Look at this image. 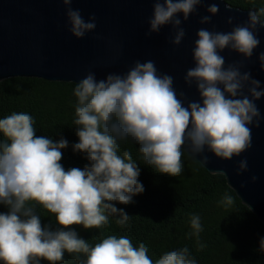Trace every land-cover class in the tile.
Returning <instances> with one entry per match:
<instances>
[{"label":"clouds","instance_id":"1","mask_svg":"<svg viewBox=\"0 0 264 264\" xmlns=\"http://www.w3.org/2000/svg\"><path fill=\"white\" fill-rule=\"evenodd\" d=\"M62 3L72 37L81 40L96 30L94 15L85 20L72 0ZM201 7L202 0H154L146 38L170 26V43L179 47L186 35L182 25ZM205 10L200 25L211 24L219 4L209 3ZM227 24L233 25L232 17ZM260 29L264 8L250 10L247 21L228 32L197 30L194 67L187 70L184 82L195 85L198 100L178 94L174 78L160 74L152 60L136 61L125 74L109 73L99 80L88 72L73 89L72 123L79 142L72 150L88 161L83 169L65 170L60 161L68 141L37 136L29 113L0 118V205L8 209L0 212V264L42 260L63 264L65 253L77 264H197L187 247L166 251L153 262L144 243L134 246L127 236L109 235L93 245L71 226L88 230L106 227L113 219L121 227L129 223L131 217L116 204L133 203L145 189L138 179L137 161L130 150L120 153L121 143L138 144V160L170 177L182 174L185 152L205 167L209 162L203 156L205 149L219 160L231 161L252 147V129L264 122L257 107L264 98V85L244 70V62L260 47ZM225 50L241 61L226 65ZM257 62L264 72V51L258 53ZM247 170V160H240L236 174ZM256 179L253 176L252 182ZM234 203L225 192L218 206L228 209ZM37 207L55 217V230L42 226ZM189 227V237L203 249L204 228L198 214L189 217ZM258 251L264 254V237Z\"/></svg>","mask_w":264,"mask_h":264},{"label":"water","instance_id":"2","mask_svg":"<svg viewBox=\"0 0 264 264\" xmlns=\"http://www.w3.org/2000/svg\"><path fill=\"white\" fill-rule=\"evenodd\" d=\"M153 3L154 0H72V7L79 9L85 20L94 15L97 23L93 33L76 40L69 31L62 0H0V81L28 77L78 83L90 71L99 80L109 73L125 74L136 61L152 60L160 74L174 78L178 94L183 92L189 101L198 100L195 85L188 87L184 82L187 70L194 67L192 49L197 30L207 27L231 31L236 24L247 21L252 9L233 7L226 0H202L204 7L182 25L186 35L181 45L173 47L170 26L159 34L145 36ZM209 3H218L219 13L211 24L200 25L199 19L207 14ZM228 17L233 18V25L227 24ZM259 38L260 47L244 62V70L264 85V72L257 62L258 53L264 51V29L259 30ZM222 55L226 65L242 59L227 50ZM257 107L264 115V98ZM203 156L209 161L204 168L225 176L228 186L264 225V122L252 129V147L241 156L222 161L207 149ZM242 159L247 160L248 170L237 175ZM253 176L257 178L255 183Z\"/></svg>","mask_w":264,"mask_h":264},{"label":"trees","instance_id":"3","mask_svg":"<svg viewBox=\"0 0 264 264\" xmlns=\"http://www.w3.org/2000/svg\"><path fill=\"white\" fill-rule=\"evenodd\" d=\"M226 1L242 9L264 8V0ZM75 85L28 77L0 81V118L13 112H27L34 118L37 136L49 137L54 142L66 139L69 147L62 150L60 161L65 170L83 169L88 163L83 154H74L72 150V145L79 142L72 123ZM125 149L130 150L137 161L138 179L145 189L143 194L134 197L133 203L116 204L131 219L124 227L114 219L100 229L71 226L81 238L94 245L109 235L127 236L134 246L144 243L153 262L166 251L187 247L197 264H264V254L258 251L259 240L264 237V225L228 186L225 176L210 173L185 152L182 174L170 177L143 165L138 160L139 145L135 142L121 143L120 153ZM225 192L235 201L228 209L218 206ZM7 210L0 205V212ZM36 211L41 215L42 226L50 225L53 230L58 227L54 216L40 207ZM192 214L201 217L203 249L197 246L195 237H189ZM41 264L48 262L42 260ZM63 264H77V261L65 253Z\"/></svg>","mask_w":264,"mask_h":264}]
</instances>
